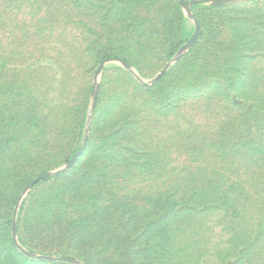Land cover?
<instances>
[{
    "label": "rangeland",
    "instance_id": "374dc122",
    "mask_svg": "<svg viewBox=\"0 0 264 264\" xmlns=\"http://www.w3.org/2000/svg\"><path fill=\"white\" fill-rule=\"evenodd\" d=\"M0 264H264V0H0Z\"/></svg>",
    "mask_w": 264,
    "mask_h": 264
},
{
    "label": "water",
    "instance_id": "95a60500",
    "mask_svg": "<svg viewBox=\"0 0 264 264\" xmlns=\"http://www.w3.org/2000/svg\"><path fill=\"white\" fill-rule=\"evenodd\" d=\"M14 231H15V229H14ZM47 259H53L52 257H47Z\"/></svg>",
    "mask_w": 264,
    "mask_h": 264
}]
</instances>
